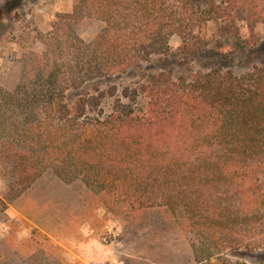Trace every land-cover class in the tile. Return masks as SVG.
I'll list each match as a JSON object with an SVG mask.
<instances>
[{
	"label": "trees",
	"instance_id": "16d2710c",
	"mask_svg": "<svg viewBox=\"0 0 264 264\" xmlns=\"http://www.w3.org/2000/svg\"><path fill=\"white\" fill-rule=\"evenodd\" d=\"M202 2L74 0L57 17L34 60L18 64L16 85L0 87V177L11 181L0 215L49 174L129 212L181 217L195 264L249 244L264 220V62L241 78L151 72L154 59L173 56V38L183 55L206 51L209 22L264 25V0ZM95 24L100 33L83 42ZM134 73L141 82L123 94L129 102L116 100L107 114L97 93L64 101L68 91ZM35 245L28 255L0 252V264H73L49 239Z\"/></svg>",
	"mask_w": 264,
	"mask_h": 264
},
{
	"label": "rangeland",
	"instance_id": "374dc122",
	"mask_svg": "<svg viewBox=\"0 0 264 264\" xmlns=\"http://www.w3.org/2000/svg\"><path fill=\"white\" fill-rule=\"evenodd\" d=\"M218 0H203L202 9ZM74 0H0V87L11 90L19 79L18 64L32 62L31 54L42 49L39 37L47 35L58 16L72 13ZM220 29L206 27L207 49L183 55L178 38L169 42L173 53L166 61L154 59L151 72H171L174 78H190L197 72H217L241 78L264 62V25L252 28L237 18ZM95 24L80 33L90 43L100 33ZM147 70L145 76L151 73ZM131 74L95 81L65 94L71 105L85 94H100L101 111L109 113L116 100L129 102L123 94L136 90L141 80ZM141 108L145 99L138 96ZM11 181L0 177V198ZM264 188V186H263ZM264 215V211L260 213ZM246 237L248 245L225 252L203 264H264V220ZM185 221L165 209L129 212L106 199L93 197L78 184H64L45 175L24 191L0 215V252L28 255L43 238L63 250L73 264H195L185 238ZM250 246V248L248 247Z\"/></svg>",
	"mask_w": 264,
	"mask_h": 264
}]
</instances>
